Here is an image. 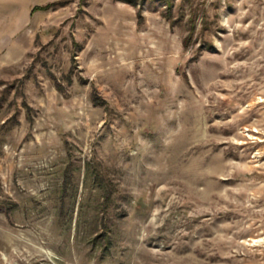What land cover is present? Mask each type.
<instances>
[{"label":"rangeland","instance_id":"1","mask_svg":"<svg viewBox=\"0 0 264 264\" xmlns=\"http://www.w3.org/2000/svg\"><path fill=\"white\" fill-rule=\"evenodd\" d=\"M0 264H264V0H0Z\"/></svg>","mask_w":264,"mask_h":264},{"label":"trees","instance_id":"2","mask_svg":"<svg viewBox=\"0 0 264 264\" xmlns=\"http://www.w3.org/2000/svg\"><path fill=\"white\" fill-rule=\"evenodd\" d=\"M58 2H51V3H47V4H44V5H37V6H34L32 11H37V10H47L51 7H53L54 5H56Z\"/></svg>","mask_w":264,"mask_h":264},{"label":"crops","instance_id":"3","mask_svg":"<svg viewBox=\"0 0 264 264\" xmlns=\"http://www.w3.org/2000/svg\"><path fill=\"white\" fill-rule=\"evenodd\" d=\"M24 22H27L25 19L22 22H19L20 25L17 23V27L20 28V26L26 25Z\"/></svg>","mask_w":264,"mask_h":264}]
</instances>
